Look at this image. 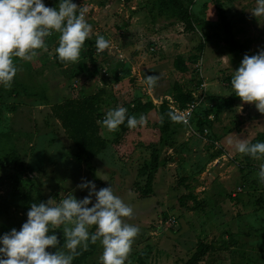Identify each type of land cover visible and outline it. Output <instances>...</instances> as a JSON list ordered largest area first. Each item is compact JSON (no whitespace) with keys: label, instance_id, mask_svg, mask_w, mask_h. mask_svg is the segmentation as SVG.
Instances as JSON below:
<instances>
[{"label":"rangeland","instance_id":"rangeland-1","mask_svg":"<svg viewBox=\"0 0 264 264\" xmlns=\"http://www.w3.org/2000/svg\"><path fill=\"white\" fill-rule=\"evenodd\" d=\"M131 1L73 0L78 6L89 8L86 20L92 25V34L81 49L78 63L66 67L55 64L53 55L59 37L55 32L45 39L47 49L44 53L36 57L43 58L41 62L17 58L19 71L16 77L22 84L19 88L21 96L12 93L0 96V132L10 133L9 138L0 141V162L6 152L15 150L26 170L18 173L8 169L7 165L0 167V201L15 189L27 192L32 198L39 190L46 202L52 199L53 205L68 194L77 199L88 195L87 189L81 190L77 185L82 178L93 179L75 160L72 144L50 115L49 104L79 95V89H94L111 82V92L106 99L109 110L119 106L126 108V103H133L138 98L145 100L148 96L145 94H149L155 106L136 115L137 119L141 115L146 117L145 125L124 133L120 129L108 132L101 125V134L111 142L93 160L96 177L107 176L109 181H102L107 187L111 184L114 194L133 208L134 215L125 218L126 222L140 229L125 264H182L198 241L212 243L215 247L201 264H260L259 259L264 263V258L259 255L234 246L236 243L246 244L264 251V184L258 182L257 177L264 157L253 159L250 168L242 169L234 144L228 143L229 139L248 141L256 132L264 131V114L254 104H242L239 99L231 109L213 117L211 126L202 134L192 124L171 123L168 132L161 131L157 107L164 96H172L174 82L186 89L194 85L195 75L200 77L205 83V101L202 103L207 105L214 103L216 106L233 92L231 78L243 58L236 57L220 41L223 33L214 0H192L189 7L197 20L209 23V36H204L203 28L197 24L195 32L185 31L181 23L170 25V20L157 16L156 10L151 8L154 0H134L136 5ZM221 1L233 22L236 37L240 40L252 38L251 50L256 53L264 49V16L256 18L251 14L257 0ZM43 2L48 7H58L59 0ZM120 3H123L124 12L119 13ZM133 5L134 10L131 9ZM97 35L104 36L110 45L118 44L125 58L132 60L136 72L128 68L123 73L130 72L131 77L115 79L112 74H102L99 70V80L94 81L86 74H79L80 64L87 62L88 48L94 49L96 58H122L119 53L106 57L97 55ZM201 37L205 41L199 57L202 60L201 75L193 71V62L188 63L187 73L175 70L172 65L175 56H188ZM139 40L142 42H137ZM150 44L157 48L152 50ZM107 51H104L105 55ZM148 75L160 76L154 88L149 89L144 83ZM139 78L138 83L136 79ZM73 83L76 87L72 86ZM113 86L116 93H113ZM24 90L31 95L23 93ZM20 100L26 105L19 106ZM40 104L45 106L34 108ZM13 105L18 108L15 112L11 110ZM107 111L103 107L102 115L105 116ZM33 120H36L35 126ZM154 147L158 149L159 161L152 191L149 196H140L146 176L138 171L143 165L148 166ZM218 150L222 154L213 157ZM189 191L200 202L194 210L189 209L192 200H180ZM27 212L11 207L0 214V237L12 228L19 231L27 220ZM172 218L175 224H171ZM62 230L63 225L55 230L61 245L64 240ZM52 231L50 228L49 234ZM47 250L56 251L55 248ZM102 252L99 243L85 264H100Z\"/></svg>","mask_w":264,"mask_h":264},{"label":"clouds","instance_id":"clouds-1","mask_svg":"<svg viewBox=\"0 0 264 264\" xmlns=\"http://www.w3.org/2000/svg\"><path fill=\"white\" fill-rule=\"evenodd\" d=\"M88 12V7H80L73 0H59L58 7H48L43 0H0V85L5 89L12 87L19 71L13 58L31 61L38 50L47 49L45 38L54 32L59 33L55 50L59 61L65 65L78 63L81 49L92 34V25L86 20ZM251 14L256 18L264 16V0H257ZM95 48L97 55L102 54L110 49V42L97 35ZM159 79V75H148L144 83L151 89ZM231 87L242 104H254L264 114V49L243 56L233 72ZM127 113V108L119 106L107 111L98 123L108 132L117 131L125 121L129 129L147 123L144 115L137 119ZM167 116L172 123L186 125L189 122L187 116L175 110H169ZM160 123H164L163 117ZM228 143L234 144L242 156L264 157V142L229 139ZM98 177L109 181L105 175ZM257 177L258 182L264 184V164L259 166ZM77 187L87 189L88 195L77 199L68 194L55 205L51 198L46 203H32L20 230L12 228L0 237V264H73L76 257L98 241L103 248L100 264H125L140 231L125 219L133 217V208L114 194L111 184L97 190L93 181L82 178ZM62 225L64 240L61 245L55 230ZM50 228L54 230L52 234H49ZM49 248L56 251H48Z\"/></svg>","mask_w":264,"mask_h":264},{"label":"trees","instance_id":"trees-1","mask_svg":"<svg viewBox=\"0 0 264 264\" xmlns=\"http://www.w3.org/2000/svg\"><path fill=\"white\" fill-rule=\"evenodd\" d=\"M191 1L192 0H154L151 8L156 10L155 13L157 16H164L170 20V25L181 23L185 31L195 32V26L197 24L203 28V34H205L204 36H209V34H211V30L208 29L210 26L209 23L202 20H197L192 15L189 9ZM214 5L223 33V35L220 36V41L222 44L238 58H243L245 54L250 56L257 54L251 50V44L253 42L252 38L248 37L240 40L236 37L233 30V22L230 18H228L222 1L214 0ZM204 48V37H201L193 46V49L188 54V56L185 57L183 54H178L175 56L172 62L173 68L178 72L187 73L189 71L188 63H195L198 59H200L199 57L202 56ZM93 50L91 48L87 49V62L85 64H80L79 72L81 74H86L91 80L95 81V79H97L100 66L98 61L99 58L95 57ZM43 53L44 50H38V55L36 57L41 56ZM100 55L105 56V53L103 52ZM36 57H34L32 60H36ZM15 59L14 63L18 66L19 61L17 58ZM53 60L59 67L68 65L61 63L56 53L53 55ZM193 71L196 73L195 69H193ZM195 77L196 80L194 85L186 89H184L177 82L173 83L171 97L180 106H185L186 103L194 99L192 93L202 82L200 77H197L196 75ZM19 88H22V84L15 76L10 89H5L2 85H0V96H3L4 93H12L13 96L18 97L20 95ZM79 91L80 94L78 96H69L50 103V115L58 121L66 138L71 142L75 160L83 165L84 168H86V171L99 188L107 187V185L102 180L96 177V167L93 163V160L97 158V156L111 142L108 138L101 134V124L98 123L102 116V108L104 107L106 111L110 109L106 103L108 92L110 90L107 88V86H104L101 88L98 87L90 93L84 92L81 89ZM23 93L31 95V93L27 92V90H24ZM150 98L151 97L148 95L145 97V100L138 98L133 103H126L125 106L128 109L127 114L129 116H136L139 113H144L149 109L155 108ZM239 99L240 98L237 97L233 91L216 106H214V103L208 105L201 104L195 109L190 123L198 130L199 133L202 134L205 129L211 126L213 118H208L209 115H213V117H215L218 113L231 109L235 105V102ZM15 108V105L11 106L12 111H14ZM157 109L160 116L164 118V123L161 124V131L166 133L168 132L170 124L172 123L167 116V113L170 109L166 104V100H163L158 105ZM174 124L181 125V123ZM119 129L121 133L126 132L129 129L127 127V122L125 121L124 124L120 125ZM2 138H9V134L6 132H0V141ZM248 141L251 143L264 142V131L256 132L255 135ZM220 154H222L221 150H218L213 154V157H217ZM237 154L240 161V168H250L253 158L246 155L242 156L238 152ZM158 161V149L154 147L150 153V161L148 166L143 165V167L138 171L139 174L144 173L146 176L145 184L140 192V196H147L148 193L152 191L154 173L158 169ZM5 165H7L8 169L15 170L18 173L25 172L26 170L21 157L15 150H10L4 154L2 161L0 162V167L4 168L6 167ZM186 187L188 188V185H186ZM187 199L193 201V205L189 207L190 210L198 208L200 202H198L192 192L189 191L188 194L180 197L181 202H184V200ZM40 202L46 203V200L39 190L37 191L36 196L32 198L27 194V192H22L18 189H15L1 199L0 214L11 207H17L28 211L32 203L38 204ZM94 230L95 228L92 229V231ZM98 244L99 241L95 245H90L88 251L83 252L80 256L74 259L73 264H85L88 257L96 252ZM214 249L215 247L212 243L198 241L192 253L183 261L182 264H201L203 258Z\"/></svg>","mask_w":264,"mask_h":264},{"label":"crops","instance_id":"crops-1","mask_svg":"<svg viewBox=\"0 0 264 264\" xmlns=\"http://www.w3.org/2000/svg\"><path fill=\"white\" fill-rule=\"evenodd\" d=\"M132 3L134 2V0H132L131 1ZM134 5H136L137 3L136 2H134L133 3ZM131 6V9H135V6ZM109 6H111V5H109ZM120 7L121 8H119V10L117 11V12H124L123 11V3H120ZM104 8H106L107 9V6L105 5V7ZM117 8H118V6H117ZM116 8V9H117ZM116 11V10H115ZM126 23H128V22H126ZM126 25H128V24H126ZM128 28H131V27H129L128 26ZM162 28L163 27H160V29L162 30ZM133 29V28H132ZM125 30H126V26H125ZM127 31V30H126ZM133 31H134V29H133ZM134 33H136V32H134ZM139 37H142V35H140L139 34ZM137 42H142L141 40H139V41H137ZM155 43H157V42H155ZM159 43V42H158ZM151 46H150V48H152V50H153V48L155 47V48H157L156 46H154L153 44H150ZM159 47V46H158ZM154 48V49H155ZM108 51L106 52L107 54L105 55V57L107 56V55H111V54H116V53H119L118 55L119 56H121L122 58H117L118 56H116V58H99V63L101 64V65H103V66H105V68H106V74L107 73H110V74H112L113 76H114V78H120V76L121 77H126V76H129L130 74V72H128L127 73V75H124L123 73L124 72H126V70L128 69V68H131V70L133 71V69H134V72H136V70H135V66L133 65V62H132V60L131 59H129V58H125V55L124 54H122L121 53V50L119 49V47H118V44H112V45H110V49H107ZM42 59L43 58H37V60L36 61H38V63L39 62H41L42 61ZM66 67V66H65ZM137 68V67H136ZM138 69V68H137ZM80 75H82L81 73H79ZM129 77H131V76H129ZM99 78V76H97V79H95V81H97V80H99L98 79ZM124 79V78H123ZM139 81H140V78L137 80L136 79V82H138L139 83ZM116 84V83H115ZM111 85H113V83H111V82H109L107 85H104V84H101V85H98L97 87H99V88H101V87H104V86H107L108 88H109V90H111V88H110V86ZM96 87V88H97ZM80 88H82V86L80 87ZM96 88H94V89H96ZM94 89H88L87 88V90H85V89H81L82 91H84V92H92V91H94ZM115 89H116V87H114L113 86V93H116L115 92ZM80 90V89H79ZM75 91V90H74ZM109 92H111V91H109ZM72 96H74V95H71V97ZM76 96H78V95H76ZM21 101V103L19 104V106L20 105H23V106H25L26 105V103L25 102H23L22 100H20ZM23 103H25V104H23ZM43 106H45V104L44 105H38V106H34V108L35 107H38V108H41V107H43ZM18 109V108H17ZM16 108H15V110L13 111V112H15L16 110H17ZM49 113H50V110H49ZM55 121L58 123V121L55 119ZM32 123H33V126H35V123H36V120H33V121H31ZM33 131H34V127H33ZM104 133H105V130L103 131ZM10 134V133H9ZM103 135V134H102ZM29 145H32L31 143H29ZM232 196H235V194H232ZM234 246H238L239 247V249L241 250V248L243 249V250H246V251H251V253H254V254H256V255H259V257H261V258H264V251H263V249H261V248H257V249H255V248H253V246H248V245H244V246H241L240 244H238V243H236ZM234 246H232V247H234ZM255 256V255H254ZM259 263L260 264H264L263 263V259H259Z\"/></svg>","mask_w":264,"mask_h":264},{"label":"built area","instance_id":"built-area-1","mask_svg":"<svg viewBox=\"0 0 264 264\" xmlns=\"http://www.w3.org/2000/svg\"><path fill=\"white\" fill-rule=\"evenodd\" d=\"M201 63H202V60L200 58V59H198L194 63V68H193L200 75H201V71H200L201 70ZM99 70H100V72L102 74H105L106 73L105 66H103L101 64H100ZM204 85H205L204 82H201L199 84V86L197 87V89H195L193 91V93H192L193 96H194V99L192 101L186 103L185 106H180L171 96H164V98H163L164 100H166V104H167V106H168V108L170 110H175L176 112L181 113V114H184L185 116L188 117V121L189 122H188V124H186L188 126L191 125L190 121H191V118L193 116V113H194L195 109L200 105V103L201 104H205V103H202V102L205 101V94H204V90L205 89H204ZM72 86L73 87H76V83H73ZM162 101L163 100L161 99L160 102H159V104ZM205 105H207V104H205ZM103 118H104V115L101 116L100 121H102ZM208 118L212 119L213 118V115H209ZM181 124H183V123H181ZM183 125H185V124H183ZM170 222H171V224H175L174 218H172V220H170Z\"/></svg>","mask_w":264,"mask_h":264}]
</instances>
